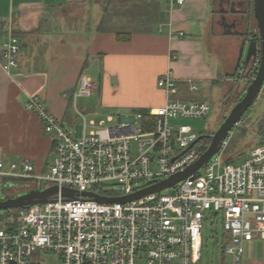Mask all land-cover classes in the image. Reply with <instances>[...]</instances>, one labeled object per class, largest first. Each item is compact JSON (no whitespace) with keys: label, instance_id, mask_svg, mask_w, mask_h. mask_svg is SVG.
Returning a JSON list of instances; mask_svg holds the SVG:
<instances>
[{"label":"built area","instance_id":"built-area-1","mask_svg":"<svg viewBox=\"0 0 264 264\" xmlns=\"http://www.w3.org/2000/svg\"><path fill=\"white\" fill-rule=\"evenodd\" d=\"M168 1L172 8L185 3ZM21 49L13 34L0 39V64L7 74L19 66ZM259 64L258 56L235 78L252 82ZM158 85L166 93L162 106L109 126L85 122V129H91L79 138L40 97L30 98L29 110L54 136L52 164L40 173L31 163L7 168L0 161V183L28 180L22 182L27 190L56 186L60 192L56 199L22 208L10 218L13 226L0 228V264H37L38 252L55 255L42 258L41 264H199L208 211L223 214L221 264H243L247 244L264 240V140L236 164L226 157L231 131L210 163L160 192L113 203L81 194L125 197L185 171L201 158L200 135L187 120L208 118L211 104L176 99L179 90L171 69ZM96 86L82 77L79 95H91ZM65 188L75 193L64 195Z\"/></svg>","mask_w":264,"mask_h":264},{"label":"crops","instance_id":"crops-1","mask_svg":"<svg viewBox=\"0 0 264 264\" xmlns=\"http://www.w3.org/2000/svg\"><path fill=\"white\" fill-rule=\"evenodd\" d=\"M237 1L185 0L172 8L168 0H111L152 7L142 17L128 19L131 35L123 40L114 31H98L103 16L95 7L100 0H0V39L13 34L22 46L19 66L10 74L0 64V161L7 168L31 163L40 173L52 164L54 136L29 110L33 96L76 138L91 129H85L86 120L82 130L77 125V117L85 116L79 110L83 98L98 94L101 106L122 119L145 114L166 102L158 82L169 69L179 90L176 99L199 101L208 86L226 100L227 88L239 84L235 75L245 64L251 40L247 42L244 23L233 33H224L217 23L221 4L234 15L237 8L233 12L231 7ZM82 77L97 85L91 95H79ZM7 180L1 189L15 182ZM243 264H264V240L247 244Z\"/></svg>","mask_w":264,"mask_h":264},{"label":"rangeland","instance_id":"rangeland-1","mask_svg":"<svg viewBox=\"0 0 264 264\" xmlns=\"http://www.w3.org/2000/svg\"><path fill=\"white\" fill-rule=\"evenodd\" d=\"M144 2H111V0H100L96 2L95 9L98 12V16H104L107 14L112 16L119 23H128V19H136L142 17L144 11H151L152 7ZM149 6V8L147 7ZM151 9V10H150ZM82 10V9H80ZM79 13V11H78ZM89 14V12H87ZM97 14V13H96ZM147 16V15H146ZM134 23V22H133ZM140 23V22H138ZM244 30L248 32V18L243 22ZM247 23V24H246ZM252 23L256 26V20L254 15L252 16ZM239 84L235 87L227 88L229 91V97L226 100H221V94L218 89L210 90L208 86H205L200 91V95H203L199 101H207L212 106V112L206 119H192L187 122L192 125L199 135L215 133L220 125L223 123L225 118L229 115L230 111L236 105L239 96L245 93L250 81L236 80ZM82 100V99H80ZM84 118L79 115L77 117V125L82 130L84 127V121L88 124L93 120L97 126H100L104 121L105 126L113 125L119 120L120 114L114 110L104 109L101 106L100 96L98 94L92 97L83 98ZM112 115L114 121H109L108 117ZM129 115V114H128ZM264 117V85L260 95L251 107L249 113L243 118V120L234 127L232 135L229 141V146L226 151V157L233 156V163H242L249 155L250 151L260 143L261 135L259 131L260 118ZM125 118V117H124ZM130 119V118H125ZM72 123L73 120H70ZM28 180H15V182H9L6 187H0V199L5 197H13L22 191H27L25 183ZM8 186V187H7ZM204 220L203 229V249L201 255V261L199 264H221V254L223 250V237L225 232L223 230V214L216 215L214 211H208V215ZM16 218V217H11ZM9 221V220H8ZM7 216L0 215V228L7 227ZM46 258L47 260L55 259L54 254H46L38 252L36 254L37 264H41V259ZM53 263V262H52ZM55 264V263H54Z\"/></svg>","mask_w":264,"mask_h":264},{"label":"water","instance_id":"water-1","mask_svg":"<svg viewBox=\"0 0 264 264\" xmlns=\"http://www.w3.org/2000/svg\"><path fill=\"white\" fill-rule=\"evenodd\" d=\"M254 5V17L257 23L259 42L250 40L245 64L242 67L247 68L259 56L260 64L258 74L256 78L250 83L244 95L230 111L229 115L225 118L218 130L209 136L201 135L198 138L197 142L206 137H209L211 139L210 146L202 154L201 158L185 171L175 176L164 179L159 183L150 186L142 191L136 192L125 197L107 198L92 192H83L81 193L82 195L90 196L102 203H113L117 201L126 202L132 199L142 197L152 192H160L163 189L172 187L180 181L187 179L190 175L195 174L198 169L210 163L214 159L216 154H218L220 151L222 142L227 138L228 134L234 129V127L242 121L244 115L254 105L264 85V0H254ZM224 21H226V18L224 19ZM225 23L227 24V26L225 25L226 29L224 33H233L231 29L233 27H236V24H228L227 22ZM258 43H260V46L258 45ZM245 45L246 42L244 43V46L242 48V54L245 50ZM59 192L60 189L54 186L44 190L22 191L13 197H5L3 199L1 198L0 214L5 213L7 210L11 209H22L32 205L46 203L50 200L56 199L59 195ZM74 193L75 191L73 190L66 188L62 189V194L64 195H73Z\"/></svg>","mask_w":264,"mask_h":264},{"label":"trees","instance_id":"trees-1","mask_svg":"<svg viewBox=\"0 0 264 264\" xmlns=\"http://www.w3.org/2000/svg\"><path fill=\"white\" fill-rule=\"evenodd\" d=\"M254 7H255L254 0H251L250 4L247 6V9H248L247 18H248L249 29H248V32H246V38H247V40L251 39V41L259 42V33H255V31H256L255 26H254V23H252V16L254 15ZM126 25H127L126 23H124V24L119 23L115 19H113L112 16L104 14V16L102 18V22L99 23V25H98V31H100V32L114 31L118 34V37L120 39L126 40L131 35V33L127 30ZM256 26H257V23H256ZM258 45L260 46V43H258ZM243 95H244V93L239 96L238 101L241 99V97ZM250 109L247 111V113L244 115L243 118H245V116L249 113ZM145 116H147V114H145ZM258 122H259L258 124L260 125L259 126V131H260V135H261V141L260 142H262L264 140V117L260 118L258 120ZM151 126H153V124H150L148 127L151 128ZM202 135L209 136L211 134L206 133V134H202ZM210 144H211V139L209 137L201 139L198 142V146H200L201 151L203 153L208 149ZM227 159L229 162H233V160H234L233 156H230ZM5 181L7 182L8 180H5ZM20 210L21 209H11V210H7L5 213H2L0 215H4L5 217L7 216V221L9 220L7 223V226L11 227V226H13V223L10 222V218L11 217H17L18 214L20 213Z\"/></svg>","mask_w":264,"mask_h":264},{"label":"flooded vegetation","instance_id":"flooded-vegetation-1","mask_svg":"<svg viewBox=\"0 0 264 264\" xmlns=\"http://www.w3.org/2000/svg\"><path fill=\"white\" fill-rule=\"evenodd\" d=\"M250 4V2H249ZM234 6L237 8H234ZM247 6L248 3L246 2V0H238L236 3H234L233 7H231V9L233 11H237L238 14H229L228 11L225 9V7L223 6V4H221V14H220V18L217 20L218 25L222 26L224 29H226L225 25L227 26V24L225 22H227L228 24H236V26H239L241 23L244 22V20L247 18ZM231 10V11H232ZM226 18V21H224V19Z\"/></svg>","mask_w":264,"mask_h":264}]
</instances>
